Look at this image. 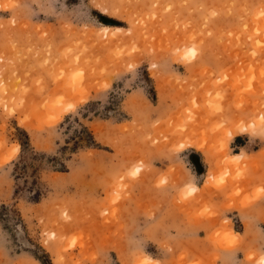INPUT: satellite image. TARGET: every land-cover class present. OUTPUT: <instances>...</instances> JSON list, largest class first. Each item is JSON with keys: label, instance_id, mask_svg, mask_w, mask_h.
I'll return each instance as SVG.
<instances>
[{"label": "rangeland", "instance_id": "374dc122", "mask_svg": "<svg viewBox=\"0 0 264 264\" xmlns=\"http://www.w3.org/2000/svg\"><path fill=\"white\" fill-rule=\"evenodd\" d=\"M0 264H264V0H0Z\"/></svg>", "mask_w": 264, "mask_h": 264}, {"label": "crops", "instance_id": "0c3cea01", "mask_svg": "<svg viewBox=\"0 0 264 264\" xmlns=\"http://www.w3.org/2000/svg\"><path fill=\"white\" fill-rule=\"evenodd\" d=\"M232 156H240V154L239 153H235Z\"/></svg>", "mask_w": 264, "mask_h": 264}, {"label": "trees", "instance_id": "16d2710c", "mask_svg": "<svg viewBox=\"0 0 264 264\" xmlns=\"http://www.w3.org/2000/svg\"><path fill=\"white\" fill-rule=\"evenodd\" d=\"M19 170H22V169H19Z\"/></svg>", "mask_w": 264, "mask_h": 264}]
</instances>
